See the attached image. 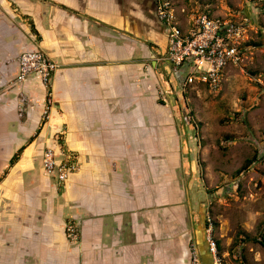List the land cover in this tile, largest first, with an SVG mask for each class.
Returning a JSON list of instances; mask_svg holds the SVG:
<instances>
[{
	"label": "crops",
	"instance_id": "crops-1",
	"mask_svg": "<svg viewBox=\"0 0 264 264\" xmlns=\"http://www.w3.org/2000/svg\"><path fill=\"white\" fill-rule=\"evenodd\" d=\"M164 49L153 0H0V264H209L206 186L158 96ZM25 51L56 64L47 120L37 75L16 81Z\"/></svg>",
	"mask_w": 264,
	"mask_h": 264
},
{
	"label": "rangeland",
	"instance_id": "rangeland-1",
	"mask_svg": "<svg viewBox=\"0 0 264 264\" xmlns=\"http://www.w3.org/2000/svg\"><path fill=\"white\" fill-rule=\"evenodd\" d=\"M171 1L182 19L198 10L227 18L245 16L250 22L247 41L260 42L243 47L240 61L223 70L218 89L185 88L183 100L167 67L157 65V70L175 87L171 96L161 87L159 100L177 113L176 125L206 186L205 235L219 246L217 261L209 254V264H264V247L238 240L240 235L264 237V0ZM248 158L253 160L239 171Z\"/></svg>",
	"mask_w": 264,
	"mask_h": 264
},
{
	"label": "built area",
	"instance_id": "built-area-1",
	"mask_svg": "<svg viewBox=\"0 0 264 264\" xmlns=\"http://www.w3.org/2000/svg\"><path fill=\"white\" fill-rule=\"evenodd\" d=\"M153 1L155 15L163 23L165 35V49L155 61L160 67H167L168 77L171 76L173 79L182 100L185 88L202 87L209 91L218 89L223 70L240 61L244 43L250 38V22L247 17L227 18L198 10L186 19H182L174 12L171 0ZM15 61L16 81L35 74L45 88L41 118L47 120L51 107L48 85L56 64L40 51L21 52L16 56ZM175 72H179L182 79L180 87L174 77ZM168 77L167 85L171 83ZM175 87L172 85L171 89H167L168 94H175ZM182 116L185 120L189 117V111H185ZM41 166L44 173L52 174L58 182L64 181L67 173L73 169V166L66 162L57 163L49 148L42 151ZM64 233L69 241L78 240V231L73 223L67 222L64 225ZM205 241L207 251L213 256L215 263L217 261L215 243L208 236ZM190 264H200L194 251L190 255Z\"/></svg>",
	"mask_w": 264,
	"mask_h": 264
},
{
	"label": "trees",
	"instance_id": "trees-1",
	"mask_svg": "<svg viewBox=\"0 0 264 264\" xmlns=\"http://www.w3.org/2000/svg\"><path fill=\"white\" fill-rule=\"evenodd\" d=\"M205 12H207L208 14H209V11H206L205 10ZM262 28V27H261ZM262 29H264V28H262ZM262 29H259L260 31H258L259 32V34L260 35H263L262 33ZM247 44H251V45H253V46H257V45H260V42L259 41H257V42H255V41H246L245 43H244V47H245V45H247ZM253 159H251V158H248V159H245V161H244V163H243V165L240 167V169H238L239 171L240 170H244L246 167H247V165L252 161ZM237 170V171H238ZM238 240L240 241V242H243V241H245V240H249V241H252V242H255V243H258L260 246H262V247H264V237H263V235L262 234H260V236L259 237H257V238H247V237H245V236H241L240 235V237L238 238ZM218 243H217V241H216V248L218 249Z\"/></svg>",
	"mask_w": 264,
	"mask_h": 264
},
{
	"label": "water",
	"instance_id": "water-1",
	"mask_svg": "<svg viewBox=\"0 0 264 264\" xmlns=\"http://www.w3.org/2000/svg\"><path fill=\"white\" fill-rule=\"evenodd\" d=\"M174 77H175V79H176V81L178 83V86L180 87L181 86L182 79H181V77L179 75V72H175L174 73Z\"/></svg>",
	"mask_w": 264,
	"mask_h": 264
}]
</instances>
